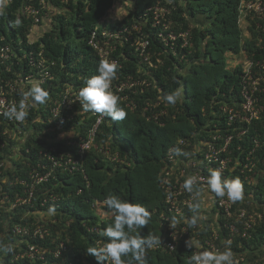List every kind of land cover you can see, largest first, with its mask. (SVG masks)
I'll use <instances>...</instances> for the list:
<instances>
[{"label": "trees", "instance_id": "1", "mask_svg": "<svg viewBox=\"0 0 264 264\" xmlns=\"http://www.w3.org/2000/svg\"><path fill=\"white\" fill-rule=\"evenodd\" d=\"M117 1L125 5V14L104 22ZM249 1L5 0L0 14V46L9 45L18 56L0 59V85L31 71L26 61H19L24 50L35 53L42 50L53 78L39 84L49 93L45 104L34 103L29 97V109L22 123L0 125V160L10 161L0 174V199L4 195L8 198L0 203V245L13 248L8 254L0 252V264H41L23 255L28 242L48 248L44 253L46 263L98 264L94 256L86 254V249L97 247L98 241L108 242L99 233L114 220V214L104 204L109 194L149 210V224L131 233L160 237L161 243L146 250L147 264H185L194 252L213 250L210 244L223 251L229 241L236 264H264V92H255L263 106L258 118L242 119L245 111L241 91L246 64L241 61L233 67L227 65V54L242 55L250 62L251 73L264 76V68L257 64H264V30L257 25H264V15L248 10ZM43 2L47 4L45 8ZM155 5L165 6L169 11L153 25L150 9ZM25 6L40 9L39 22L31 15L21 14ZM34 26L35 40L29 43L28 34ZM135 27L149 41L147 60L131 44L138 36ZM124 28L127 31L112 44L115 48L110 57L116 58L120 66L110 90L118 96L119 106L127 115L121 121L103 116L96 146L80 158L77 145L67 142L84 137L94 118L80 121L81 115H76L74 121L56 124L49 109L67 85L80 90L89 78L98 74L102 59L88 44L92 31L115 32ZM160 32L177 36L165 43ZM179 33L186 35L182 38ZM128 34L131 39H126ZM98 36L101 44L106 45L107 39L101 33ZM129 78L146 79L149 85L137 84L117 91L114 85ZM259 82L261 88L264 82ZM31 86L26 85L18 94L19 99ZM177 91L180 93L177 102L168 104L165 96ZM230 112L240 117L229 119ZM4 129H8V134H2ZM180 141L183 143L179 144ZM208 144L216 148L226 146L218 154L229 160L221 178L238 179L243 198L234 202L227 215L218 207L214 193L195 185L192 203L198 202L199 208L192 211L181 203L180 213L169 212L162 185L166 170L175 169L176 161L178 169L188 168L187 162L194 158L209 176L211 170L205 168L203 160ZM50 146L59 151L71 150L79 164L71 171L55 168L49 181L37 186L31 204L10 209L9 201L17 192L23 193L20 179L27 178V172L38 161L46 163L42 152ZM179 149L184 154H179ZM170 150L174 162L167 160ZM210 164L215 170L216 162ZM174 175L170 174L171 180ZM13 180L18 181L10 185ZM50 195L57 200L52 201ZM202 200L207 201V209L203 208ZM97 206L106 214L97 215L94 212ZM242 210L246 217L239 216ZM250 214L256 219L246 227ZM193 216L197 225L190 228L188 222ZM174 217L178 222L170 227ZM26 223L48 227L50 233L40 239L12 231L14 225ZM171 232L178 235L173 249L164 244L171 239ZM187 240L193 248L186 247ZM61 243L66 249L54 258L52 252L59 250Z\"/></svg>", "mask_w": 264, "mask_h": 264}, {"label": "built area", "instance_id": "2", "mask_svg": "<svg viewBox=\"0 0 264 264\" xmlns=\"http://www.w3.org/2000/svg\"><path fill=\"white\" fill-rule=\"evenodd\" d=\"M47 4L45 2L42 3V7L45 8ZM48 10H51L50 7H47ZM247 9L252 10L254 13H257L259 15H264V0H250L247 3ZM154 22L153 25H156V23H159L161 21V18L166 15V13L169 11V9L165 6L155 5L153 8L150 9ZM22 15H31L34 17L35 22H39L38 16L40 14V9L36 7H30L25 6L21 10ZM165 25V23H164ZM257 25L264 30V25ZM167 28V26H166ZM136 32L138 33L137 37L134 38V41L131 43L134 45L135 51L139 53L140 56H142L145 60L148 59V44L149 41L145 39L142 36L141 29L138 27H135ZM126 32L127 29L124 28V30H117L115 32H107L106 30L100 32L103 36V39H107V44L102 45L101 39L98 35L100 33L97 31V29H94L88 39V44H90L95 50H97L100 58L104 61L108 62H115L117 65H119L118 60L116 58L110 57V53L112 50H114L115 46L112 45L113 42H116L120 36ZM186 35V33H179V36L182 38ZM159 36L165 40V43H168V40H174L177 36L175 33H167L166 35L162 32L159 33ZM166 36V37H165ZM132 35L128 34L126 39H131ZM141 38V40L139 39ZM168 38V39H166ZM184 45V44H183ZM42 50H39L38 52L29 51L22 53V56L19 57V61L24 62L26 61L27 64L30 67V72L23 75H18L17 77L13 79L7 80L4 84L0 85V125L2 122H5V124L14 123L16 126H18L19 123H22L20 121H17L15 119H9L7 116H5L3 113L8 111V109L16 105L19 106V102L21 99H19L18 94H21L25 90L26 85L31 84H43L47 79H52L53 75L51 74L49 68L46 66V60L42 57ZM18 56V53H16L9 45H1L0 46V59H10L11 57ZM20 63V62H18ZM53 64V63H51ZM260 66L264 68V64L257 63ZM120 66V65H119ZM250 62L246 65V74H245V80L242 84V91L241 94L244 97V101L242 104V108L245 111V114L242 115V119H245L246 121H250L252 119L258 118L261 109L263 108L262 104L259 103V99L256 96L255 92L257 90L264 92V83H262L261 88H259L258 84L259 81L264 82V76L261 73L253 74L250 71ZM9 70V67H7ZM137 84L142 85H149V82L146 79L143 80H136L129 78L127 80L121 81L120 84H115L114 87L117 89V91H123L125 87L133 88ZM79 89L73 88L71 85H67V87L64 88V90L55 98L53 101V105L49 109V115L50 118L56 123V124H63L68 123L71 121H74L76 115H81L80 121L84 120L88 117H93L94 122L91 125V127L86 131V134L84 137H79V140H71L68 141V144L71 145H77L78 150L77 153L79 154L80 158L83 157V153L89 149H91L93 146H96L95 139L96 134L99 125L102 123L103 115L93 113V112H85L78 100V94ZM25 111L29 109L27 100L25 101ZM78 106V109L76 107ZM229 119H232L235 116L240 115L238 113H232L230 112ZM25 120V119H24ZM20 132V130H18ZM2 134L6 135L8 134V129L2 130ZM229 140V138H228ZM183 142L180 141L179 144H182ZM179 154H184L183 149H179ZM226 150V146L223 148H216L213 144H208L207 151L204 154V162H205V168L207 170H212L214 166L210 163L216 162L215 170H219L222 173V176L225 175V170L227 168L229 160L227 158H221L218 154L220 152H224ZM43 157L46 158V163L42 161H38L35 166H33L28 172H27V178L20 179V184L24 186L23 193H16L13 200L10 202V209H13L18 206H27L31 204L32 199L35 195V190L37 186L44 184V182L49 181V178L51 174L54 172V169L57 167H64L66 169H69L70 171L73 170V168L79 164V159L74 157L73 152L71 150L66 151H59L55 146H50L47 151L42 152ZM178 156V155H177ZM167 160L169 162H174V154L172 150L168 151L167 154ZM188 163L187 167H181L178 169L177 161L175 162V169L171 168V170H166L165 172V178L162 181V185L164 187V190L166 192V203L168 205L169 212H177L180 213V205L181 203L184 205L192 204L193 199L195 198L194 193H188L185 191L182 187L183 182L186 178L190 176H195L197 178V184L200 185L202 189H207V174H204L200 167H198V161L194 158H191ZM10 161L6 160H0V174L5 169V166H9ZM248 163L245 164L246 167H248ZM191 168V169H189ZM175 173L174 179H170V174ZM5 181V179L3 180ZM18 180H13L10 182V185H13ZM2 185L0 184V188ZM52 201H56L57 197L55 195H50ZM8 198L6 195H4L0 199V203H5ZM46 201V199H44ZM217 205L219 208H221L227 215L231 213L232 206L234 205V202L230 201L227 197L218 198L217 197ZM239 216L246 217V212L242 210L239 214ZM256 218L250 214L248 218L245 221V226L250 227L251 221L255 220ZM12 231L15 234H22L25 236H29L32 238H44L46 235L50 233V230L48 227H44L43 225H36L34 227L28 225L27 223L25 225H19L16 224L13 226ZM171 239L166 240L164 244L169 248L173 249L175 246V239L178 236L177 233L171 232ZM105 243H102L100 241L97 242L96 246L100 247ZM213 250H217L215 245L210 244ZM66 249V246L64 244H60V249L57 251H53L54 258H57L59 256V253L61 250ZM48 250V248H39L36 246L35 243H29L27 244V247L23 251V255H27L28 257H31L35 260H39L42 263L41 264H57L54 261L46 263V260L44 259V253ZM110 264V262H108Z\"/></svg>", "mask_w": 264, "mask_h": 264}, {"label": "clouds", "instance_id": "3", "mask_svg": "<svg viewBox=\"0 0 264 264\" xmlns=\"http://www.w3.org/2000/svg\"><path fill=\"white\" fill-rule=\"evenodd\" d=\"M4 2L5 0H0V14L3 13ZM34 29L35 26L31 28L28 34L29 43L35 40ZM32 34L33 37H31ZM247 63L245 60L246 65ZM117 69L118 65L115 62L110 63L102 60L99 63L98 74L89 78L78 94V100L85 112L90 111L101 114L113 121L125 119L126 111L119 106L118 96L110 90L111 83L116 78ZM22 95L23 99L19 102L18 107L13 105L3 113L9 119L24 121L27 116V112L24 110L26 107L25 101L29 97L34 103L40 105L45 104L49 98L48 91L39 84L32 85ZM179 95L178 91L168 94L165 96V101L170 105H174ZM221 177V171L211 170L206 181L208 189L218 198L227 197L232 202L241 200L243 198L241 182L238 179L222 180ZM196 184L197 178L190 176L184 180L182 187L188 193H193ZM104 204L114 214L113 223L99 233L101 237L108 238V242L100 247L87 248L86 254L94 256L98 264H108V262L110 264H147L146 250L152 249L155 245L161 243L160 237L153 234H149L147 237L133 236L131 233L149 224L151 220L149 210L140 204L122 200L111 194L105 198ZM188 207L190 210L195 211L199 208V203L189 204ZM177 222L174 217L170 227H174ZM188 223L190 228L195 227L197 225L196 216H193ZM185 244L186 247H194L190 240H187ZM230 244V241L227 242L223 251L203 250L194 252L187 257L185 264H236ZM0 252L8 254L13 252V248L11 245H0Z\"/></svg>", "mask_w": 264, "mask_h": 264}, {"label": "rangeland", "instance_id": "4", "mask_svg": "<svg viewBox=\"0 0 264 264\" xmlns=\"http://www.w3.org/2000/svg\"><path fill=\"white\" fill-rule=\"evenodd\" d=\"M125 10H126L125 5L122 4L121 2L117 1L116 4H115V7L113 6V8L106 14V16L104 17L103 21L105 22V20L114 19V18L117 19L118 15H119L118 18H121V16L123 14H125ZM243 22H244L243 18H241V25L244 26ZM42 26H44V23L40 27L38 26L39 27L38 28L39 33H41ZM31 37H33V34H32ZM241 61L245 62V59H244V57H242V55H230V54H227V65H229L230 67H233L234 64L239 63ZM202 205L204 206L203 207L204 209L208 208L207 207V201L202 200ZM94 212L97 215H100V216L106 214V211L101 209V208H99L98 206L94 209ZM205 215H206V213H205Z\"/></svg>", "mask_w": 264, "mask_h": 264}]
</instances>
